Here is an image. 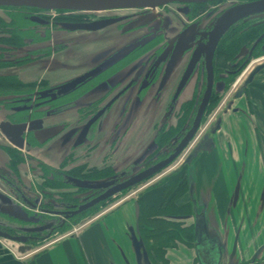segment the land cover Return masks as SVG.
<instances>
[{
    "label": "flooded vegetation",
    "instance_id": "obj_1",
    "mask_svg": "<svg viewBox=\"0 0 264 264\" xmlns=\"http://www.w3.org/2000/svg\"><path fill=\"white\" fill-rule=\"evenodd\" d=\"M254 1L92 12L0 5V238L34 251L69 230L146 181L102 198L173 155L201 111L168 165L187 151L170 175L186 167L187 156L212 135L214 124L199 129L213 103L241 69L262 64L264 10L232 13ZM82 44L89 48L83 62H62L73 68L57 72L53 57ZM237 98L222 112L240 110L232 103ZM196 221L198 260L211 264L212 251L219 261L204 221Z\"/></svg>",
    "mask_w": 264,
    "mask_h": 264
},
{
    "label": "crops",
    "instance_id": "obj_2",
    "mask_svg": "<svg viewBox=\"0 0 264 264\" xmlns=\"http://www.w3.org/2000/svg\"><path fill=\"white\" fill-rule=\"evenodd\" d=\"M257 76L247 89L248 99L241 97L240 107L234 103L240 110L229 109L222 115L219 128L210 136L211 152H198L181 171L161 181L148 180L131 196L34 251L20 253L16 244L0 238V264H155L140 236L139 202L145 206L161 204L163 187L182 176L188 189L176 203L189 202L190 213L167 219L192 226L194 234L195 200L197 213L204 214L207 233L222 246L220 261L215 259L216 252H209L211 264H236L255 254L257 260L252 264H264V72ZM133 239L141 240L143 246L136 249ZM196 245L188 247L176 241L165 249L166 264H206L198 260L201 247Z\"/></svg>",
    "mask_w": 264,
    "mask_h": 264
},
{
    "label": "water",
    "instance_id": "obj_3",
    "mask_svg": "<svg viewBox=\"0 0 264 264\" xmlns=\"http://www.w3.org/2000/svg\"><path fill=\"white\" fill-rule=\"evenodd\" d=\"M167 1H181V2H197V1H205V0H0V5H26V6H34V7H41V8H50V9H70V10H81V11H100L108 8H123V7H140L141 6H149V5H157L161 4ZM257 10H264V0H256L254 2H249L243 5L238 6L234 9L233 18L240 17L242 15H245L249 12L256 11ZM262 68H264V63L257 65L254 67L246 76L245 82L248 83L253 79V75H255L257 72H259ZM241 93V91H240ZM239 93V94H240ZM205 102V101H204ZM204 104L202 103L203 108ZM201 112V111H200ZM199 112L196 123L194 127L190 130V132L187 134L185 139L180 143V146L175 151L173 155H171L167 160H165L162 164L157 165L150 170H147L146 173H144L141 177L133 179L132 181L127 182L126 184H123L121 187L116 189L115 191H112L109 194L104 195L102 198H106L107 196L111 195L114 192H119L120 190H123L125 188H128L130 186H134L136 183H139L145 179H148L152 177L153 175L160 172L161 169L168 166L172 160L177 156V154L187 145L186 143L189 142L190 138L192 137L195 129H197L198 121L200 119L199 116H201V113ZM219 121L220 118H218L217 122L215 123L214 128H212L211 132L213 133L215 129L219 128ZM211 137H207L205 142L201 146H198L196 148V151L192 155H188L185 163H189L192 157H195V155L200 151H207L211 152V149L213 148V143L211 142ZM191 187L189 189V192L191 193ZM193 203V216L195 218V228H194V234L197 233L198 230V223L197 219L200 218V220L204 219L203 212L197 213L196 211V204L195 200H192ZM138 205H136V212L138 213ZM205 224V222H204ZM0 237H3L2 234H0ZM133 244L137 248H141L143 246L141 240H135L133 239ZM214 246H217L219 250V255L221 254V248L220 244L217 241H214ZM210 250V249H209ZM18 251L24 252L21 249H18ZM143 255L147 259V254L145 250L143 249ZM222 255V254H221ZM220 261V259H218ZM147 262V261H146ZM149 264V262H147Z\"/></svg>",
    "mask_w": 264,
    "mask_h": 264
},
{
    "label": "trees",
    "instance_id": "obj_4",
    "mask_svg": "<svg viewBox=\"0 0 264 264\" xmlns=\"http://www.w3.org/2000/svg\"><path fill=\"white\" fill-rule=\"evenodd\" d=\"M185 176L169 182L162 189L163 201L157 206H145L139 202L138 226L146 249L155 264H166L165 249L176 241L193 245L192 226H184L181 221L167 219V216H185L190 213L189 202L178 205L176 200L187 192Z\"/></svg>",
    "mask_w": 264,
    "mask_h": 264
},
{
    "label": "rangeland",
    "instance_id": "obj_5",
    "mask_svg": "<svg viewBox=\"0 0 264 264\" xmlns=\"http://www.w3.org/2000/svg\"><path fill=\"white\" fill-rule=\"evenodd\" d=\"M77 43L80 41V37L78 38V39H76L75 40ZM76 43V44H77ZM82 46H83V44L82 45H77L76 47H72V48H70L69 50L71 51L72 49H73V52H71V53H68V54H66L65 56L63 55V57H61V56H55V57H53L55 60H56V62H57V64H58V67H60L61 68V70H56L57 72H62L63 74L64 73H66V72H68L67 70L69 69V68H73V67H68V66H65V65H63V63L64 64H70L71 63V61L73 60V65H75L74 67H78L77 65L78 64H81V62H83V59L85 58L84 56H86L87 54V51H88V47H87V45L84 47V48H82ZM77 48V49H76ZM97 48V47H96ZM68 50V52H70ZM62 59H61V58ZM63 62V63H62ZM260 62V61H259ZM257 63V62H256ZM255 63V64H256ZM261 63H264V59L263 60H261ZM56 64V63H55ZM254 65V64H253ZM254 67H244L243 69H241V71L238 73V75H236L235 76V78H234V81H233V83H232V85L230 86V88L229 89H227L228 91L224 94V96L222 97V101L220 102V103H218V101H216L215 103H213V105H212V107L210 108V111H209V115L208 116H206L205 118H204V120L202 121V125H201V127H200V132H202L204 129H207L208 127H210L212 124H214L213 125V128H214V126H215V123L217 122V120H218V118L217 117H219L220 118V121H219V124L221 123V118H222V115L226 112V110L225 111H223L222 112V110H223V108L225 107V102H227V101H229L230 100V98L231 97H238L239 96V98H237V99H235V101L233 100V106H234V103H239V107L240 106H242V100H240L241 99V97H243L244 96V98L247 100L248 99V95H247V89L249 88V87H251V86H253L254 85V83H255V79H256V77H259V76H257V74L259 75H261V73H263L264 72V68H262L259 72H257L255 75H253L254 77L253 78H255L254 80L252 79L250 82H248V83H246L245 82V80H246V76L248 75V73L253 69ZM35 71V69H32V70H30V71H27V72H34ZM57 72H54V73H52V75H54V76H56L55 78H57V79H59L61 76H64V75H59ZM22 75V74H21ZM64 78V77H63ZM247 84V89H246V92L242 95V93H240V91H242V90H240V89H242V87H243V85H246ZM240 93V94H239ZM247 97V98H246ZM237 100V101H236ZM230 109V108H229ZM228 109V110H229ZM231 110V109H230ZM232 111H234V110H232ZM222 113V114H221ZM217 118V119H216ZM216 119V120H215ZM241 123V122H240ZM246 120L244 121V123L243 124H245L246 125ZM235 130H233V134L234 135H236L235 134V132H234ZM246 131H247V129H246ZM249 136V135H248ZM243 137H245V134H243ZM251 138V137H250ZM186 153H187V151L186 152H184L182 155H180L179 156V158L176 160V162H174L173 163V165L171 164L170 166H168V168H165V169H162L159 173H157V174H155L154 176H152V177H150L149 179H147L146 181H144V182H142V183H139L138 185H136L135 187H133V188H131V189H129V190H127L124 194H122V195H120V196H117V197H115V199L114 200H112V201H108L106 204H104L102 207H100L99 209H97V211L95 210V211H93V212H91V213H88L87 215H85V216H83L81 219H79L78 221H76V222H74L71 226H70V229H72V228H74L75 227V225H79V224H81L82 222H84L86 219H88V218H90V217H92L93 215H95V214H97L98 212H100V211H103L104 209H106V208H110V207H112L116 202H118L119 200H121L123 197H129V196H131L132 194H134L135 192L134 191H139L138 189H139V187H141L142 185H143V183H146L148 180H150V179H155V178H157L158 180L157 181H161L162 179H165L166 177V175L168 176V175H170V173L171 172H173L174 171V169H176L177 168V165H178V162H181L182 160H183V158H184V156L186 155ZM184 163V162H183ZM165 177V178H164ZM151 181V180H150ZM69 229V230H70ZM64 232H66V231H64ZM61 233H63V232H60V233H58L57 235H55V236H58L59 234H61ZM55 237H53V238H51V239H54ZM49 241H50V239H49ZM48 242V241H47ZM7 243H9L10 245H15L14 243H11V242H8L7 241ZM44 244V243H43Z\"/></svg>",
    "mask_w": 264,
    "mask_h": 264
}]
</instances>
